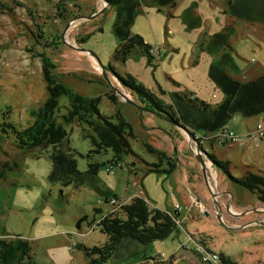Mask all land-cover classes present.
Wrapping results in <instances>:
<instances>
[{
	"label": "rangeland",
	"instance_id": "obj_1",
	"mask_svg": "<svg viewBox=\"0 0 264 264\" xmlns=\"http://www.w3.org/2000/svg\"><path fill=\"white\" fill-rule=\"evenodd\" d=\"M66 1L0 0V241L9 242L17 236L29 246L28 257L35 264H84L76 245L91 248L104 244L107 238L96 227L98 222L120 216L121 207L136 197L166 214L173 222L174 232L149 245L145 249L147 257L134 264H222L220 256L233 264H247L250 260L255 263L263 253V241L254 243V247L251 240L255 230H226L213 218L215 210L185 142L186 136L162 119L121 102L119 97L111 102L108 96L113 93L92 59L62 45L65 23L74 16H91L102 5L100 0L97 7L93 0ZM235 1L175 0L171 7L158 8L151 0H136L129 32L150 48V60L138 53L122 63L114 58L118 42L112 34V7L92 20L74 22L64 38L70 45L93 53L111 83L137 103L142 101L129 91L127 94L108 68L119 77H130L167 111L168 105H181L174 95L182 94L212 107L223 96L208 80L211 65H223L231 76L247 65L264 69L260 0H252L256 8L249 20L232 16L229 4ZM217 35L224 42L215 44ZM42 54L54 66L59 83L79 96L97 99L101 115L115 123L114 114L118 112L129 126L130 154L119 160L109 150L91 155L89 162L97 166L94 184L61 187L49 182L50 149L19 150L9 130L1 132L4 123L16 130L28 127L33 112L45 101L39 57ZM227 56L231 64L223 62ZM66 107L67 99L61 96L55 113L57 121ZM261 116L234 115L228 127L236 140L229 144H218L211 139V133L209 141L215 144L211 147L202 142L204 135L188 131L206 154V160L209 162L208 156L218 157L215 161L224 164L231 170L229 176L235 178L244 167L264 172V131L261 137L254 132ZM63 128L76 169L83 172L85 156L92 147L81 137V126ZM190 148L194 150L192 141ZM110 165H114L112 169ZM151 168L153 171L148 172ZM214 169L216 188L230 194L226 190V174L216 165ZM112 196L118 200L119 208L112 210L99 203ZM190 196L203 200L206 215ZM81 218L83 221L76 227ZM52 232L57 234L46 236ZM196 248L216 254L218 262L209 263ZM127 261L109 260L106 264ZM260 264H264V259Z\"/></svg>",
	"mask_w": 264,
	"mask_h": 264
},
{
	"label": "trees",
	"instance_id": "obj_2",
	"mask_svg": "<svg viewBox=\"0 0 264 264\" xmlns=\"http://www.w3.org/2000/svg\"><path fill=\"white\" fill-rule=\"evenodd\" d=\"M152 1L161 8L173 6L175 0ZM63 2L68 1L63 0ZM259 3L258 16L264 18V0H260ZM109 4V7L115 9L112 34L118 46L114 51V58L122 63L129 56L138 53L150 60V48L141 38L129 32L136 13V0H109ZM229 7L232 16L249 20L256 4L252 0H236L235 3H230ZM213 42L218 44L224 40L221 35H217ZM39 57L46 92L45 101L33 112V120L28 127L16 130L9 123H4L1 132L5 133L6 129L9 130L13 144L19 150L50 149L47 154L50 161L47 176L49 182L57 183L61 187L94 184L97 166L89 162L91 155L109 150L113 158L119 160L122 156L130 154L127 142V138L130 137L129 126L118 112L114 114L115 123L111 122L110 117L101 115L97 109V99L79 96L64 87L55 79L54 66L43 54ZM223 62L232 63L228 56L223 58ZM108 69L123 89L147 103L145 107L169 117L191 133H215L234 115L245 118L264 115V75L248 82H239L225 72L223 65L213 64L208 68L207 77L221 92L222 100L210 107L192 96L174 95L181 105L177 108L168 105L167 111L166 107L149 92L136 85L130 77H119L111 71V68ZM61 96L66 97L67 107L57 121L55 113ZM108 99L114 102L115 97L109 94ZM70 125L81 126V137L87 139L92 147L85 156L87 163L83 172L76 169L74 153L63 128ZM208 159L212 164L220 167L233 184L253 193L260 202L264 203L263 177L246 173L240 178H231L224 164L216 162L210 156ZM152 171L153 168L148 169V172ZM120 213V216L104 218L96 225L99 232L107 238L104 244L91 248L76 245V250L82 254L85 261L84 264H106L109 260L124 259L128 260L127 264H134L147 257L145 249L149 245L166 239L174 232L171 219L166 214L152 209L141 198H131L121 207ZM82 221L83 218L79 219L76 227ZM29 250L27 243L17 236L9 242L0 241V264H11L15 260L18 264H34L31 257H28ZM220 261L222 264H233L223 256H220Z\"/></svg>",
	"mask_w": 264,
	"mask_h": 264
},
{
	"label": "water",
	"instance_id": "obj_3",
	"mask_svg": "<svg viewBox=\"0 0 264 264\" xmlns=\"http://www.w3.org/2000/svg\"><path fill=\"white\" fill-rule=\"evenodd\" d=\"M100 1L102 2L100 9H98L91 16H74L65 23V25L61 31V37H60L62 45L68 47L69 49H71L77 53L84 54V55L90 57L92 59L94 65H95L96 70L99 72L101 77L106 81V83L108 84V86H109L110 90L112 91L114 97H119L121 102H124L126 104L131 105L132 107H134L135 109H137L140 112H146V113L152 114V115L162 119L163 121L169 123L176 130L181 131L186 136L185 142L187 143V147L190 151V154L192 155L194 161L196 162V164L198 166L202 183H203L205 189L207 190V192L210 196V202L212 205V210H215V212L213 214V218H215L216 222L219 225H221L224 229L231 230V231L232 230H240V229H243V228L248 227L250 225H257V226L264 227V222H262V221H252V222L245 223V224H242V225L237 226V227H229V226L225 225V223L221 219V214H222V210L227 213V210H228L229 204H230V200L228 199L227 202L223 206H221V203L219 202L218 198L220 196L225 195L226 192L217 193L215 191L216 190V171L214 169V164H212L210 161L208 162L206 160V154L201 150L199 144L197 142H195V140H193V135L186 128H184L182 125L175 122L174 120H171L169 117H167L163 114H160L159 112H157L154 109H149L145 106H142L140 103H137L136 101H134L130 97V95H126L125 93H122L121 91H119L111 83L108 75L106 74L105 70L103 69V67L101 66L98 59L96 58V56L93 53L86 51L84 49H80L78 47L72 46L65 40L64 35L67 32V30H69V28L72 26V24L74 22L92 20V19L96 18L97 16H99L101 13H103L109 7V5H110L109 0H100ZM190 141L193 142L194 150H192L190 148ZM192 198L195 201V203H197V205H199V208L201 210H203V214L206 215V213L204 211V205L200 202V200L196 197H192Z\"/></svg>",
	"mask_w": 264,
	"mask_h": 264
},
{
	"label": "crops",
	"instance_id": "obj_4",
	"mask_svg": "<svg viewBox=\"0 0 264 264\" xmlns=\"http://www.w3.org/2000/svg\"><path fill=\"white\" fill-rule=\"evenodd\" d=\"M152 3H153V1H152ZM98 4L99 3L97 0H93L94 7L95 6L97 7ZM252 68H253V66L247 65L246 67H244L241 70L237 69L235 74H232V76L230 74L229 76L234 78L235 80H237L239 82H248V81H251V80H253L259 76L264 75V69L261 66L257 67L256 69H252ZM124 91H126V93L129 94L127 90H124ZM198 135H204L205 136V138L202 142H207L209 145L210 144L215 145V144L210 143V141H209L212 134H203L201 132H198ZM165 142H166L165 144L169 143V141H167V140ZM215 159H218V157H216ZM250 171H251V169L249 167L241 168L239 173L237 174V176H235V178H240V177L244 176L246 173H251V174H254L256 176H261L264 178V172H260V171H256V170L251 171V172ZM227 173L230 174L231 170H230V172L228 171ZM133 176L136 177L135 173H133ZM225 182L227 184L226 190L228 189L230 191V194L220 196L218 198L219 202L221 203V206H223L227 202L228 199L230 200V204H229V208L227 210V213L221 214V219L223 220L225 225H227L229 227H237V226H240L242 224H245L244 222H246V221H247L246 223H249L252 221L264 222V203L260 202L253 193L248 192V191L238 187L237 185L233 184L227 177L225 178ZM95 186L93 185V187H95ZM215 191L217 193H221L222 189L216 188ZM201 194H202V191H201V193L199 192V195H201ZM190 197H193V196H190ZM202 201L203 200H200L201 203H202ZM204 207H205V205H204ZM248 228H250V230L253 229L256 232L255 238L253 240H251V241H253V246L255 245L254 243H257L259 240H262L264 243V227H260L257 225H250V227L248 226ZM53 233L54 232H52L50 234H46V236H49V235L53 236ZM54 234H57V232H55ZM58 235L61 237L63 236L62 233H58ZM54 236H57V235H54ZM251 241H248V242H251ZM247 248H246V250H248V252H249L250 248L249 249H247ZM261 251H263V253L261 254L259 260H256L255 263H253L254 260L252 259L253 261L250 260L249 263H247V264H260L262 259H264V246L262 247Z\"/></svg>",
	"mask_w": 264,
	"mask_h": 264
},
{
	"label": "built area",
	"instance_id": "obj_5",
	"mask_svg": "<svg viewBox=\"0 0 264 264\" xmlns=\"http://www.w3.org/2000/svg\"><path fill=\"white\" fill-rule=\"evenodd\" d=\"M264 131V115L261 116V119L256 123L255 125V135L258 137H261L263 135ZM212 140L218 142L229 144L236 140V137L234 136V133L230 131L228 127V123L223 125L219 130H217L214 135L211 137ZM114 165H110L109 169H112ZM134 185V183H132ZM99 203L103 205L109 206L112 210L119 208V202L114 197H109L108 199H105L103 201H99ZM197 251L201 252L202 255L206 260L209 261V263H215L218 262V256L214 253L203 251L200 248H196Z\"/></svg>",
	"mask_w": 264,
	"mask_h": 264
}]
</instances>
